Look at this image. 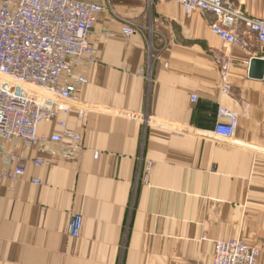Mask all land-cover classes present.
I'll return each mask as SVG.
<instances>
[{
	"label": "crops",
	"instance_id": "1",
	"mask_svg": "<svg viewBox=\"0 0 264 264\" xmlns=\"http://www.w3.org/2000/svg\"><path fill=\"white\" fill-rule=\"evenodd\" d=\"M232 2L264 19V0ZM105 4L89 35L95 61L78 68L88 83L68 114L39 127L50 136L64 120L85 150L70 160L0 144L26 166L0 180V264H212L214 241L234 239L259 246L264 264V75H250L264 46L248 33L246 47L226 45L207 14L175 0ZM127 21L141 31L125 35ZM220 107L237 116L231 138L214 134L230 121ZM73 213L84 218L78 238Z\"/></svg>",
	"mask_w": 264,
	"mask_h": 264
},
{
	"label": "built area",
	"instance_id": "2",
	"mask_svg": "<svg viewBox=\"0 0 264 264\" xmlns=\"http://www.w3.org/2000/svg\"><path fill=\"white\" fill-rule=\"evenodd\" d=\"M185 14L203 12L209 16L211 29L226 43L246 47V33L264 46V19L248 15L232 0H175ZM111 0H0V144L17 142L25 148L48 151L52 155L74 160L85 150L82 136L59 120L61 131L48 136L40 133L42 123L68 114L77 101V91L88 83L78 72L95 61V50L89 41L95 22ZM123 26L127 36L141 31L132 23ZM149 56H151V51ZM264 58V56H263ZM230 63L221 66L222 92L231 93L228 81ZM152 69L147 80L152 82ZM144 74V72H143ZM36 88H40L38 91ZM193 101L197 96L193 95ZM80 110V117L83 116ZM218 115L228 123L219 122L214 134L231 138L235 135L237 116L219 108ZM60 144L61 150L50 146ZM98 157V153H95ZM7 170L0 175L13 182L26 173V166L16 152H0ZM43 164L41 158L34 160ZM15 164L14 167L11 166ZM152 163L147 162L143 176L148 180ZM39 182V180H35ZM84 218L73 213L69 234L81 235ZM259 246L240 239L214 241L212 264H256Z\"/></svg>",
	"mask_w": 264,
	"mask_h": 264
},
{
	"label": "water",
	"instance_id": "3",
	"mask_svg": "<svg viewBox=\"0 0 264 264\" xmlns=\"http://www.w3.org/2000/svg\"><path fill=\"white\" fill-rule=\"evenodd\" d=\"M250 75L256 78H262L264 75V60L253 58L250 63Z\"/></svg>",
	"mask_w": 264,
	"mask_h": 264
},
{
	"label": "rangeland",
	"instance_id": "4",
	"mask_svg": "<svg viewBox=\"0 0 264 264\" xmlns=\"http://www.w3.org/2000/svg\"><path fill=\"white\" fill-rule=\"evenodd\" d=\"M38 91H40V88H36Z\"/></svg>",
	"mask_w": 264,
	"mask_h": 264
}]
</instances>
